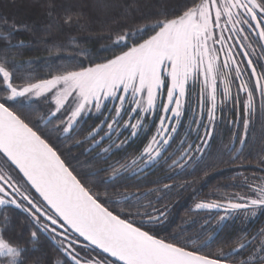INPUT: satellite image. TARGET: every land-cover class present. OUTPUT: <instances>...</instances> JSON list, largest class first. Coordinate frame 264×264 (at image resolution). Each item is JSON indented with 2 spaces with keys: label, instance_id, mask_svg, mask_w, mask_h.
Instances as JSON below:
<instances>
[{
  "label": "snow or ice",
  "instance_id": "snow-or-ice-1",
  "mask_svg": "<svg viewBox=\"0 0 264 264\" xmlns=\"http://www.w3.org/2000/svg\"><path fill=\"white\" fill-rule=\"evenodd\" d=\"M47 7L51 15L54 0ZM83 18L82 12H67L63 20L79 24ZM143 19L135 28L109 29L112 43L104 50L112 52L110 57L58 69L49 78L17 83L15 65L7 56L0 58V264L26 260L27 249L5 238L12 223L7 213L13 209L25 216L22 228L34 229L31 242L38 233L57 242L64 264H228L234 252L245 248L249 255L239 264H264V228L234 240L232 252L220 248L207 254L202 251L206 242L189 245L179 242L177 233L161 236L155 230L167 219L166 207L151 201L145 206L127 187L118 190L122 173L142 172L161 158L171 161L169 167L197 164L211 147L217 109L226 101L236 113L229 123L237 129L227 151L233 159L243 156L258 111L257 94L264 114V0H176L171 6L161 0L160 9ZM18 30L13 24L0 31V39ZM194 90L198 111L191 124L199 142L181 140L179 153L168 154ZM41 100L46 110L36 106ZM93 113L104 119L84 139H76L73 133L78 136L81 121ZM149 125L148 131L154 127L155 132L146 136L138 156L109 164L97 153L93 159L107 167L92 172L79 169L71 148L65 147L72 140L77 146L90 143L95 152L107 139L111 143L103 152L109 153ZM121 130L130 135L120 139ZM257 156L264 171V146ZM101 172H110L113 182ZM252 179L248 194L224 203L199 202L195 208H223L228 214L251 210L255 216L264 211V178ZM171 188L164 184L155 191Z\"/></svg>",
  "mask_w": 264,
  "mask_h": 264
},
{
  "label": "flooded vegetation",
  "instance_id": "flooded-vegetation-1",
  "mask_svg": "<svg viewBox=\"0 0 264 264\" xmlns=\"http://www.w3.org/2000/svg\"><path fill=\"white\" fill-rule=\"evenodd\" d=\"M233 92L235 93V85L233 86ZM220 99L222 97H218V100ZM244 99L246 97L241 93V101ZM256 100L258 111L251 125L249 147L245 148L241 158L233 159L232 154L227 151L226 146L234 139V133L237 129L229 123L230 120L235 119L236 113L232 109V102L226 101L224 104L219 105L217 109L216 127L211 140V147L207 149V154L197 164L181 169L174 166L169 167L171 161L169 160L166 163L165 159L161 158L142 172H133L130 169L128 172L122 173L121 177L118 178V190L123 192L125 187H127L128 193L134 197H140V203L147 206L151 201L157 208L166 207L168 213L175 211L177 207L179 208L178 210L188 211V218L191 224L194 221H198L199 227L206 226L208 230L218 227V237L225 243H232L245 235L249 237L255 235L260 228H264V211L258 210L255 216L251 215V210H237L228 214L223 208L196 209L195 204L199 202L211 203L213 201L224 203L228 198L237 194H248L247 185L253 183L252 178H264V171L260 170L261 166L258 164L257 156L260 147L264 146V138H262L264 136V114L259 112L258 94ZM195 102L196 94L194 90L191 103L186 106L185 114L181 117L178 138L168 149V154L175 155L179 153L181 140H187L188 143L193 144L199 142L195 130L196 126L191 124L194 113L198 111ZM102 119L104 117L96 113L85 117L81 121L80 127L76 130L79 135L77 136L76 133H73V135L76 139H84L88 129L98 124ZM205 123H207L206 118ZM148 127H151V125L146 126L137 137L131 139L123 147L118 150L112 149L109 153L103 152V148L108 147L111 143L107 139L95 152L91 151L90 143H84L79 146L75 145L72 140L67 141V143L71 142L69 147L71 152L74 151L71 155L75 157L74 163L78 165V168L85 172H92L96 169L107 167L100 159H93L97 153H99L100 157H108L109 164H113L116 161L123 162L126 159L130 161L131 158L138 156L147 142L146 136L150 137L155 132L154 127L151 128L150 132ZM121 131L120 139L130 135L128 130ZM200 134H203V129H201ZM116 135H119V133L113 135V140L116 139ZM86 163H92L93 168L85 166ZM100 177L106 178L109 184L113 182L110 172H101ZM196 179L201 180L192 186ZM214 180L223 182L216 184V182H213ZM164 184H171L172 188L159 193L155 191V189L162 188ZM182 185L183 187H181ZM100 190L104 191V185H101ZM107 190L109 193L113 192L111 187H108ZM181 196L185 198L182 199ZM193 209L201 213L200 217L191 220ZM220 216H226V219L220 221ZM44 234L48 236V234ZM51 240L54 241L53 239ZM54 242L57 244L56 241ZM230 247L233 249L232 246L228 248ZM246 249L248 248L242 251ZM86 251L90 252V249ZM237 253H234L230 260L235 258Z\"/></svg>",
  "mask_w": 264,
  "mask_h": 264
},
{
  "label": "trees",
  "instance_id": "trees-1",
  "mask_svg": "<svg viewBox=\"0 0 264 264\" xmlns=\"http://www.w3.org/2000/svg\"><path fill=\"white\" fill-rule=\"evenodd\" d=\"M167 2L171 6L176 0ZM48 3L49 0H0V18H3L0 19V31L11 29L13 24L19 26L8 40L0 39V58L7 56L15 65L17 83L29 77L33 80L49 78L58 69L80 64L87 66L90 60L99 62L110 57L112 52L104 50L112 43L108 39L109 29L143 25V17L151 16L161 7V0H54L55 7L49 15ZM101 3L107 4L108 8H102ZM67 12H82L84 18L79 24H65L63 17ZM85 166L93 168L92 163ZM200 180L196 179L192 186ZM178 209L169 212L165 222L155 230L161 236L177 233L179 242L191 245L189 240L194 227L188 211ZM7 215L12 223L5 238L27 249L25 264H64L62 251L47 235L38 233V239L30 241V231L34 229L21 227L25 216L20 210L13 209ZM220 240L215 237L202 251L215 253Z\"/></svg>",
  "mask_w": 264,
  "mask_h": 264
},
{
  "label": "rangeland",
  "instance_id": "rangeland-1",
  "mask_svg": "<svg viewBox=\"0 0 264 264\" xmlns=\"http://www.w3.org/2000/svg\"><path fill=\"white\" fill-rule=\"evenodd\" d=\"M36 106H38L41 109H45V110L47 108V106L44 104V102L42 100L39 101ZM70 144H71V142L70 143H66L65 147H69ZM198 213H199V211H195L193 209V211L191 212V216H192L191 220H194L199 215ZM192 224H193V227H194V231H193V234L191 235V238H190L189 241H191V242L195 241L197 244H199V243L201 244L202 242L208 243L211 240H213L215 237L217 238V240L218 239L220 240V238L218 237V232H219L218 227L211 228V229L208 230V228L206 226L199 227L198 226V221H194ZM212 244H215V243H212ZM217 244H219V245L216 246L217 250L220 249V248H223V251L225 253L232 252L233 249L236 248V244H234V243H225V242L221 243V240L218 241ZM229 246H232L233 249H231V247L228 248ZM226 248H228V249L225 250ZM242 250H244V249L239 250L240 252L237 251L239 253L234 252V253H237V254H235V258H233L231 260L240 261V260L246 259L248 257V255H249L250 249H246L245 251H242ZM90 252H91V249H90ZM83 254L84 253H82V255ZM232 263H234V262H232Z\"/></svg>",
  "mask_w": 264,
  "mask_h": 264
},
{
  "label": "water",
  "instance_id": "water-1",
  "mask_svg": "<svg viewBox=\"0 0 264 264\" xmlns=\"http://www.w3.org/2000/svg\"><path fill=\"white\" fill-rule=\"evenodd\" d=\"M228 264H239V263H232V262H228Z\"/></svg>",
  "mask_w": 264,
  "mask_h": 264
}]
</instances>
